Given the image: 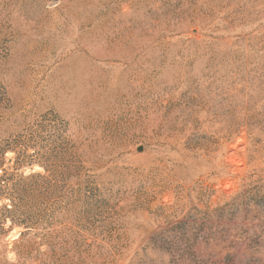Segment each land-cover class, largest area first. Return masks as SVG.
Returning <instances> with one entry per match:
<instances>
[{"label":"rangeland","instance_id":"1","mask_svg":"<svg viewBox=\"0 0 264 264\" xmlns=\"http://www.w3.org/2000/svg\"><path fill=\"white\" fill-rule=\"evenodd\" d=\"M0 264H264V0H0Z\"/></svg>","mask_w":264,"mask_h":264},{"label":"water","instance_id":"2","mask_svg":"<svg viewBox=\"0 0 264 264\" xmlns=\"http://www.w3.org/2000/svg\"><path fill=\"white\" fill-rule=\"evenodd\" d=\"M141 150H143V148H139L138 151L140 152Z\"/></svg>","mask_w":264,"mask_h":264}]
</instances>
